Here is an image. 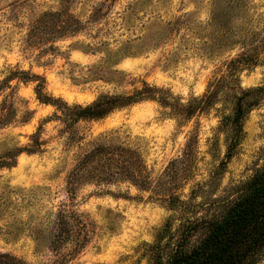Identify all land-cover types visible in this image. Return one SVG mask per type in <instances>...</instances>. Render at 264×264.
<instances>
[{
	"label": "rangeland",
	"instance_id": "1",
	"mask_svg": "<svg viewBox=\"0 0 264 264\" xmlns=\"http://www.w3.org/2000/svg\"><path fill=\"white\" fill-rule=\"evenodd\" d=\"M44 13H58L64 26H73L60 38L29 39ZM242 53L257 62L240 73L241 87L263 85L264 0H0V106L16 115L0 128V161L9 149L28 146L38 129L43 141L39 152L22 153L15 166L0 167V252L27 264L54 259L45 234L58 207L69 203L66 177L103 136L141 152L152 186L146 191L128 184L79 188L73 209L92 233L67 264H147L144 244L154 242L169 217L179 218L157 197L155 182L182 155L189 137L196 142V158L176 190L184 200L199 188L223 197L264 165V101L247 116L234 156L209 187L210 173L225 154V134L216 129L229 106L217 105L221 111L195 115L178 126L168 109L142 101L102 120L77 123L80 138L68 145L55 108L36 99L31 75L43 77L45 92L70 105L130 94L143 83L186 103L225 75L227 62ZM211 198L200 194L196 203ZM198 211L197 216L205 214Z\"/></svg>",
	"mask_w": 264,
	"mask_h": 264
},
{
	"label": "trees",
	"instance_id": "2",
	"mask_svg": "<svg viewBox=\"0 0 264 264\" xmlns=\"http://www.w3.org/2000/svg\"><path fill=\"white\" fill-rule=\"evenodd\" d=\"M47 19H51L50 28L45 22ZM68 25L64 26L58 13H44L33 27L29 39L36 40L47 35L60 38L73 26ZM256 62V57L244 53L229 60L226 74L214 79L201 96L191 97L186 103L174 99L165 90L143 83L140 90L130 94H104L90 104L70 105L45 92L43 77L31 75V78L37 81L34 93L39 103L51 105L59 114L56 118L62 124L61 131L68 137V145L80 138L74 129L77 123L102 120L117 110L142 101H156L162 108L168 109L178 126L195 115L211 110L221 111L217 105H221L222 109L229 106L228 115H219L216 129L217 135L225 134V154L210 173L208 186L213 187L243 139L247 116L264 101V84L250 88L240 85V73ZM26 82L34 80L27 79ZM15 117V111L10 107L5 104L0 106V128L10 125ZM29 140L30 144L26 147L9 149L5 159L0 161V167L15 166L22 153L39 152L43 145L40 129L30 135ZM194 143L193 137H189L182 155L170 161L161 178L155 182L157 197L168 211L179 218L169 217L157 231L154 242L144 244L141 256L147 264H260L264 259V165L245 181L230 187L223 197L213 198L214 193L199 188L193 189L184 200L176 194V190L187 179L195 161ZM122 184L141 191L150 190L152 179L148 167L137 148L103 136L102 141L96 142L81 155L66 177L69 203L58 207L45 234L48 237L47 249L54 255L49 264L70 263L90 242V224L73 209L77 190L85 185L110 187ZM200 194H208L212 198L198 204L196 199ZM199 209L205 214L197 216ZM174 220H178V225ZM0 264L27 263L10 253L0 252Z\"/></svg>",
	"mask_w": 264,
	"mask_h": 264
}]
</instances>
